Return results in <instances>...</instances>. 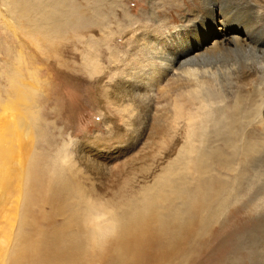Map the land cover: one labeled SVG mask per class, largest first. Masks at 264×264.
<instances>
[{"label":"rangeland","instance_id":"1","mask_svg":"<svg viewBox=\"0 0 264 264\" xmlns=\"http://www.w3.org/2000/svg\"><path fill=\"white\" fill-rule=\"evenodd\" d=\"M229 2L264 38V0ZM226 3L0 0V32L14 52L21 51L36 99L27 152L55 175L46 194L60 199L76 221L68 229L53 228L51 198L31 197L24 206L19 188L9 192V205L0 203V254H8L0 255V264H263L260 182L251 184L256 191L245 192L236 176L245 147L264 158V61L241 78L232 69L226 73L233 92L222 94L219 105L228 104L224 123L236 116L230 146L216 137L213 122L192 132L173 115L176 93L167 91L169 74L151 84L148 78L155 64L159 70L153 69V76L170 67L158 54L169 56L192 42L202 22L216 19ZM127 61L131 67L124 66ZM199 70L194 67L193 73L200 75ZM229 163L234 170L226 168ZM65 190L70 200L62 199ZM197 205V216L190 219ZM138 218L141 224L130 222ZM62 221L57 216L58 224Z\"/></svg>","mask_w":264,"mask_h":264},{"label":"bare ground","instance_id":"2","mask_svg":"<svg viewBox=\"0 0 264 264\" xmlns=\"http://www.w3.org/2000/svg\"><path fill=\"white\" fill-rule=\"evenodd\" d=\"M222 1L223 4L224 2H227L226 4H228H225V10L223 11L225 5L221 4L222 6L219 8V12H216V19L211 17V19H208L205 24L202 22L203 28H201L200 33L192 42L186 41V43L182 45V49H180L178 52H171V55L169 56L168 54H160V56L158 54L159 58L166 61H164L163 64L169 65L170 67L164 65L166 67L161 69L160 75L153 76L152 70H159V68L156 67V64L154 65L155 68L151 67L152 64H150L151 69H153L150 70V77L148 78L151 84L153 78H155V80H159V78L164 79V77L169 74L170 78L167 80H171V83L168 82L169 86L168 84L167 86L169 88L167 87V91L173 90L174 93H176V98L173 100L175 102V105L173 106V115L182 117V125L189 128V130L192 132L202 130L203 126H201V123L206 124L213 122V125L216 128V133H214L216 137L222 138V142L226 143V146H230L232 143V138L229 132L233 129V120L236 116L234 114H230L229 123H224L226 114L223 112V110L227 108L228 104H223L221 106L219 105V102L221 101L220 98L223 100L222 94H225V96H231L233 92L232 89L234 85L227 80L226 73L232 69V74L235 75V77L241 78L242 74L247 68L254 72L257 70L258 66L263 65L264 38L255 31V25L249 24L244 11L237 10L235 7L230 6L229 0ZM23 10H25V8ZM216 24L218 27L215 26ZM212 34L214 35L213 39L201 47V43L206 41L207 37L211 36ZM8 43L7 36L0 32V203H4L6 201L8 198L7 194L9 192L18 190V188L20 192H22L21 195H24V206L31 204V197L34 199L35 196L45 197L46 195L47 198L52 199L51 201L49 199L48 203L53 206L55 211L52 212L53 214L50 217V226L53 228L63 226L64 229H68L76 222L74 214L72 216V214L68 212L66 205L60 203V199L55 198L54 196L48 197L46 194L52 190L56 182L53 179V176L55 175H51L47 168L46 170L40 168L38 164H36L35 158L27 152L25 136L31 133L30 127L32 121L30 118H33L34 120L35 116L33 114V106L34 103H36V99L35 94L33 93V88L26 82V71L23 67L24 57L21 51L17 50L18 52H14V48L12 49L9 47ZM133 62H139V60L136 58ZM124 66L131 67L129 62L128 64L125 63ZM194 67L200 69V75L193 73ZM205 67H208V70L210 71L208 72V75L204 74L206 72V70H203ZM174 74H176L174 76L176 78L172 77ZM229 75L232 76L231 74ZM148 78L146 81H144V83H148ZM167 91H163L160 96L165 97ZM120 98L119 101H124L122 97ZM211 105L217 106L214 109H211L209 108ZM155 107V111L151 116V124L154 125V128L158 123L157 108L159 106L155 105ZM116 110L119 113L122 112V109L120 108L116 107ZM159 127L160 125H158L157 128ZM245 130L246 127L240 134H246ZM226 131H228V133ZM150 132L160 134L162 133V130H150ZM191 136L194 137L192 134ZM235 136L236 135H233V137ZM148 141L150 142V140H147V142ZM147 142L144 146L149 145ZM249 150L245 147V152L243 154V158L241 159L243 169L238 170L236 179L245 184V192H249L251 190L256 191L257 189H250L251 184L260 182L258 192L262 197L261 199L263 200L262 204L264 209V158H259L257 154ZM226 168L229 171L234 170V163H229ZM167 172L168 171L164 170L161 172V174H165ZM52 180L54 182V184L52 182L53 186L48 183V181ZM48 184L52 186L51 189L47 187ZM147 188L148 187L145 188V191L148 190ZM67 193L68 191L65 190V194H62V199H69ZM18 196L17 200L21 197ZM17 202L19 203V201ZM23 202H21V204H23ZM10 204L16 205L15 203ZM5 205L9 204L6 203ZM10 206L5 207L10 208ZM19 206L20 205L17 204L18 208ZM2 207V209H4V206ZM195 207H199V205L194 206V209ZM15 212H17V210ZM78 212L77 215L82 217L80 214H78ZM11 214L14 215V213ZM14 216L17 218V213ZM57 216H62L63 218V221L59 224L57 222ZM8 220L9 219H7V223H10ZM24 222L25 221L22 219L20 225H23ZM130 222L134 223L135 225L141 224L139 218ZM41 240L42 239H40V241ZM0 245H2L1 242ZM3 246L5 245L3 244ZM3 246L2 248H4ZM20 251L19 255L22 252ZM3 252L4 251H2V253ZM6 254L3 255L6 256ZM12 254L13 253H10L11 257ZM67 263L71 264L72 262L70 260H60L59 262V264Z\"/></svg>","mask_w":264,"mask_h":264},{"label":"water","instance_id":"3","mask_svg":"<svg viewBox=\"0 0 264 264\" xmlns=\"http://www.w3.org/2000/svg\"><path fill=\"white\" fill-rule=\"evenodd\" d=\"M197 212H198V207H195V209H193V211H192V213H191L189 218L191 219V218L196 217L197 216Z\"/></svg>","mask_w":264,"mask_h":264}]
</instances>
